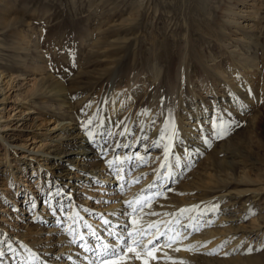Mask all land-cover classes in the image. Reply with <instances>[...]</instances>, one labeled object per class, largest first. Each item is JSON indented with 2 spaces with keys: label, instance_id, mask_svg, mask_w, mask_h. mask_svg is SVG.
<instances>
[{
  "label": "bare ground",
  "instance_id": "1",
  "mask_svg": "<svg viewBox=\"0 0 264 264\" xmlns=\"http://www.w3.org/2000/svg\"><path fill=\"white\" fill-rule=\"evenodd\" d=\"M209 1L210 0H196V5L193 7V9L190 8L189 4L177 8L178 10L186 13L183 17L184 20L176 23L175 28L170 30L169 37H163L159 39V33L157 34L155 30L150 31V33L152 34L151 40L153 48L156 46V43L158 45H163V50L161 52L157 48L158 52L156 51V49H152L151 51L144 52L143 55H140V51L137 46L135 48L126 49L127 40L123 41L119 39H113L112 42H114L113 45L115 46L112 53L114 54V57L109 62H107L109 64L108 66L102 67L101 69L96 71L97 80H94L93 76L91 75V79L89 81L77 83L76 85L73 84V82H70L72 83V86L67 87L65 85V82H61L57 79L53 80L50 73H45L40 79L37 80L35 89H30V91L22 96V100L26 99L27 101L28 98L29 100H31V102H27V104H25V107L28 110H35L40 106L37 100L39 98L41 99V97L43 96L48 97L51 100L56 96H61L62 99H67L69 98V96L76 93L81 94V97L79 98L80 102L70 103L63 109L61 108L62 111L57 112V116L55 115L57 117L55 118V122H57L58 120L68 119L70 121L67 126H71L66 127V125H61L59 126V128L55 129V132L57 131L55 142H60L63 137L67 136L68 128H73L74 124H77L78 126V116L75 115L80 110L81 115L87 113V116H89L90 118L95 114L98 121L100 119L101 123L103 124L115 123L119 121L118 118L122 113H126L125 117H128V121L131 122L132 126L129 128L127 132L128 134L124 132V134L121 135V139L118 138V132L114 140L110 138V136H105L104 133L103 135L101 133H98V136L95 137L89 134L84 136L80 135L78 137L79 139L75 140L76 142H72L74 144H77V147L79 148V151L76 153V157H78V159H76V163L72 164V160L69 155L74 153H72L71 150H67L65 152L64 157H67L65 163L71 160V168L75 169L73 170V173L70 177H66V179H70L63 181V185H70L71 183V185L66 189L65 193L59 192L58 188L56 189V184L62 183L60 182V179L63 177V175L57 174L58 172L52 170H47V166L49 164V162H47L48 159L51 158L54 159V162H57L60 157H49L46 150L41 151V154H39V156H42L43 161L41 163L37 162V170L33 172V174L36 173V175L34 176L35 179H33L31 182L36 180L39 175L43 173V177L47 175L48 184H51V188H49L47 191L46 189L44 190V188H42L41 192L36 194L31 191V188V192L29 193L30 196H28L27 193V199H24V203L27 202L29 204L27 205V207H30V203H32L31 200L33 199V202L35 203L39 201L40 207V203L41 201H43L41 203V208L37 212L35 218H37L36 222H38V220H42L47 225H50V222L55 224L54 227H50L51 229H47L49 233L50 231L55 229L59 221L62 223H70L69 227L67 229V232H65L66 235H59L56 238H49L46 236V241H41V238L35 235L37 234L36 232L38 230L42 229H37V227L40 226L38 223H31L28 227H26L25 224H20L19 229L14 230L13 232L15 237H12V235L9 233L12 226L10 228H7L8 225L0 223V256L2 254H7L8 252H14L15 254V257H13L12 260H4L0 257V264H15L18 262L20 264H89V262L94 260L95 257L93 256L92 252L86 251L83 245L87 244L93 249H96L97 240L95 236L91 235V230L96 231L103 242L115 244L116 240L114 237L108 236V230L119 232L121 230V225H123L129 219V217L120 215V213L125 210H127L128 212L132 211V209L127 208L126 204L124 203L126 201L125 199L128 196H123L122 202H120V200L118 199L110 202L108 201L109 199H114L116 197L114 193L118 192L116 191V188H113L114 186L111 185L110 180L108 179L116 178L117 183L123 184V181L117 179L118 174H121L123 176L126 175V171H121L123 165H125L124 168L127 169V171L130 170L135 173V176L132 178L128 177V174L130 173H127L126 177V179L130 180V182L129 185H126L124 187L128 188L129 191H135L134 195H132V198L130 197L129 200H135L138 194H142L144 197L151 198V205V203H155L152 201L156 199V197H158L159 195L161 196V194L165 192L163 191L157 193L160 187L163 185L165 187L167 186V184H170L173 180L176 179L175 171L173 169L174 166L178 167L182 163L180 159L182 153L184 156L194 155L200 152L202 153L205 146H207V148H212V150H214L218 154L224 152L222 148H216V145H214V143L210 145L208 143L209 140H206L208 142L203 141L202 143H191L192 140L191 137H189V132H185L181 129V127L184 125L182 123V120L185 118L187 124H189L191 127V131H194L199 127L201 128V123L205 120H208L209 115H219L220 118H223L224 115L230 112L244 114L246 113V111H248V107L252 105V103H254L255 105L256 101H258L260 97L264 98V89L260 90L257 88V86L252 84L255 80V74L251 72L253 71V69H255V67L258 66V63L256 61H253V57L256 54L254 50H261L262 55L264 56V32L261 34L255 31H252L250 33L243 32L245 39L242 45L239 46H243V48L247 52L246 53L243 50L246 55L249 54L248 52L252 50L249 55L242 57V59H237L236 56L235 58L232 57L230 59L229 67H227L226 65H218V67H215L214 65L212 67H207L204 69L205 71L211 69L210 72L208 71L209 73H203H211V78L220 80L222 82V84L219 83L222 85L221 88L217 90L215 89L216 91H214V94L209 100L210 102H206L205 99L207 97H203L194 91L192 77L190 76V74L194 72L193 65L189 60L190 51L192 49V47L190 46V40L193 37V31L190 29V23L195 22L196 19L203 16L206 20V22H203V24H205L209 22V19H217L218 12L225 15L226 13L228 14L232 11L231 7L224 5L221 6L218 11L213 8L211 9L208 5ZM9 2L10 0H0V4L4 5V7L8 6ZM152 2L153 0H150V7L152 8L153 12L156 10L154 9V5L152 4ZM136 5L138 6V4ZM136 5H133L131 7L133 11H131L130 14L128 13L129 15H127V13L123 14L125 16L124 23L125 25H127L126 31L129 35L133 34L134 30L140 25V20L137 16V11L140 7L137 8L135 7ZM251 16L252 18L257 17L256 12ZM252 22L253 19H250L249 21H247V23L243 24V30L258 27V22H253V24ZM198 24L200 25V21H198ZM0 25H2L0 26V44H2L4 42L1 36L5 35V30L7 29L5 28L6 25L3 21L0 22ZM218 28L226 29L225 25L222 22L219 23ZM211 32L212 30H208V34H211ZM195 33L199 36L201 34H199V32ZM155 38H157V40H155ZM100 45L104 47L106 45V40H103V43H101ZM211 45L209 49L212 53L213 48L211 47ZM24 49L28 50V47L22 45H20V47H15V51L17 52L18 56H22L21 52L18 51ZM124 49H126L127 51H124ZM232 55L234 54L232 53ZM100 56L109 57V54L102 53L100 54ZM2 57L0 55V60L2 59ZM142 57H144L146 60H143ZM198 57L199 60H202V58L200 59V56ZM7 65L8 64L2 63L0 61V68H9V65ZM142 66H145L146 68L144 74L140 76L141 71L138 70V68ZM14 68H10V70L14 71ZM20 71V68H15V72H17L18 75L24 73ZM229 72L231 73L230 79L225 77V74H228ZM206 77L207 76L203 77L204 80L206 79ZM203 78H199V80H203ZM71 80H73V78ZM146 81H149V92L146 96H144L141 94L142 91L144 90L145 92V89L147 88L145 86ZM7 83H9V81H7ZM198 83L200 82L198 81ZM206 85H210V83H207ZM201 87L205 91L213 89V87L207 88V86H205L204 84H202ZM94 92L96 93V95L93 94ZM218 93L219 96L215 95ZM197 96L199 98H195L194 100V97ZM186 97L192 98H190L189 100H185ZM3 101L4 88H2V85L0 83V102ZM187 105H190L192 107L193 112H184L183 109H181V107H187ZM27 109L23 108L22 111ZM150 113H152L151 120H155L152 125H150L148 120H146L145 118L146 116H149ZM258 115L264 118V110L262 112H259ZM3 116V109H0V119ZM256 116L257 115H255L250 120L249 124L246 127L247 134L250 135L251 139L256 144H258V141H260L259 136L261 135L260 119L263 118H260L258 122H255L254 118H256ZM158 117L159 119H157ZM162 118H164L167 125L165 128L163 127V125H158L159 121L162 120ZM166 131L171 132L168 141H166L167 139L164 140L163 138ZM130 134L134 136H132V139H129L128 137V135ZM200 136H204L202 132H200ZM9 138L10 136L0 134V144L3 148H0V197L4 196L5 198L3 200L7 201V203H10L11 201L8 200L11 199L13 205L16 206L18 201H16L17 195L15 188L17 189V186L19 188L20 182H22V185H26L28 186V188H30L29 183H31V178L28 177L27 180L23 178H25L29 172L28 166H31L34 163V160H32V158L36 160L38 157L32 156L29 160H23L22 157L18 156V154L21 153L22 155H24V153L22 152L23 150H26L25 144L27 142V138L19 143H17L19 140L16 141L13 136L11 138V141L9 140ZM140 142L143 144L141 147L143 149L148 146L154 149L159 147L158 151L161 152V157L158 159L157 163L151 170V174L144 175V177H142V175L144 174V170L142 168H138L141 161L138 160V165L135 166V168L132 170L131 166L128 165L133 146H135V144L138 145ZM157 142H159V146H157ZM166 145L170 147V152L167 156V159H165L164 156V147ZM126 146L127 150L124 152L123 149ZM2 151L4 152L2 153ZM18 151L19 153H17ZM27 152L32 153L33 150L27 149ZM243 152H245V154L242 156L245 159L239 158V156H237L236 154V156L231 154L229 158L237 159L242 166L251 165L254 167V170H256L257 172L254 173V179H249V181H264V166H262L258 162L254 163V156L251 157V153L249 151L243 150ZM137 153L141 155L140 152ZM11 154L16 155L15 157H13V159L9 158L10 160H8V157ZM253 154L256 155L258 153H255L253 151ZM259 154L261 153L259 152ZM117 157H119V161L114 162L113 166L110 168L107 162L109 160L116 161ZM259 160H261L264 165V155L262 159L260 158ZM13 161H18V163L12 164ZM211 162L213 170L215 172H218L219 169H221V166L217 165L216 161L211 160ZM230 164L232 165L234 163L231 161ZM42 166H44V168H42ZM116 166L119 167L116 168ZM162 169L165 170L164 174L162 173ZM247 174L249 173H247L245 170H242L240 180H245V178L249 176ZM100 177H102V180L99 179ZM136 178H141V181L136 182V186H133L135 183H133L132 181H134ZM28 179L29 183L25 184ZM90 185H93V188H100L102 186L104 187V185L106 187L107 185L108 188L106 189L110 191L109 195L105 197L106 202L103 205L99 206L100 208L96 207L95 203L97 202V200H95L90 206L92 208L89 207L86 209V201L88 197L92 195L96 197V194H98V192L93 193L90 191ZM12 186L14 187L12 188ZM81 187L83 188L82 191L79 190V188ZM25 190L26 189L23 190L24 195ZM141 190H143V193L141 192ZM259 191L260 189L254 191L244 189L242 191L240 190L239 192H234V197L232 196L230 191H226L224 193L217 191L218 194L214 196L205 194L204 197L196 200H189V198L186 197L179 200L181 204H178L177 202L172 203L170 200H168L170 198L165 199V197L163 196L158 201L160 202V204H162V206L160 205V208L156 211L153 209L148 210L150 209L149 206L142 207V209H139V211H137L136 216L139 218L143 212L145 213V215H143L142 217V221H140V223L144 227H147L148 223L153 221L172 222L168 225V227H170L172 231H169L167 235L161 237L160 246L153 253L155 256H157V259L155 261H151L149 259L150 261L148 260V264H177V261L179 259L184 261L185 263L190 261L189 259L191 258L187 256L188 254L182 251L184 246L182 238L184 235L187 237V242H189L191 249L196 250L194 252L195 256L199 253L206 255L207 257L211 252H205L203 248L210 247L215 242H218L220 240L219 238H221V241H219L217 245L214 246V249L220 248L218 244L220 245L222 241H227L223 243H227V246L224 247L225 249L228 248V243L237 242L239 237H244L248 240L251 238H256L257 236H259V233L263 234L264 221L258 224H254L251 222L249 223V225H243L239 223L241 222L242 216L238 218L236 217V215V219H233V215L224 216V214H222L224 213L222 212L223 209L233 207L236 202H240L241 204L240 209L238 211H235L239 212L244 208H247L248 204H251V202L260 200L262 194ZM43 195H45L44 198H42ZM69 195H72V197H74L75 201L73 203L68 201ZM56 198L58 199L55 200ZM29 199L31 200L28 201ZM235 199H238V201H236ZM22 203L23 200H20L19 204ZM52 203L55 204V209H50L48 212V216H42L41 213L46 207V204H48V206L50 207ZM213 205H216L218 207L213 209ZM192 206L198 207L193 208ZM181 208H190L191 210L184 213L183 215H180L178 210ZM103 210H106V213L101 215L100 212ZM84 211L86 212L85 216L87 215V217L81 216L84 215ZM196 211L198 212L196 213ZM146 213H158L159 215H146ZM165 213H168L169 215H165ZM172 213H176L177 215L173 216L171 215ZM226 214H229V212ZM218 217L220 218L219 222L221 223H215L214 225L213 223L218 220ZM200 218L201 221L203 220V222H200ZM224 218L234 220V222L232 224H227L224 222ZM102 219H108L110 221V224L104 225L102 223L103 229H101L100 231V228H97L98 225L95 222L99 220H101L102 222ZM176 219H179V224L175 223ZM85 224L91 225V230L85 227ZM80 230L81 233L79 232ZM160 230L162 232L165 231V226L163 224L160 225ZM154 231L155 230H153V232ZM175 233H179V236H175ZM33 234L34 236H32ZM76 237H83V239H80L81 242L78 244V246H76V243L73 242L75 241ZM169 237H173V239L175 240V242L172 243L171 248L163 246L165 243L170 242ZM150 238L151 236H148L145 239V242H147V239ZM212 238H214V241L212 240ZM176 249H179V251H177ZM191 249L189 250L192 251ZM67 250H70V252H66ZM16 257L18 258L16 262L11 263V261H13ZM168 257H170L171 259H169ZM224 260L228 261L230 259L226 258ZM129 262H126V264H129ZM138 262L140 263V260H136L135 264H138ZM216 263H218V261ZM237 263L239 262L237 261Z\"/></svg>",
  "mask_w": 264,
  "mask_h": 264
},
{
  "label": "rangeland",
  "instance_id": "2",
  "mask_svg": "<svg viewBox=\"0 0 264 264\" xmlns=\"http://www.w3.org/2000/svg\"><path fill=\"white\" fill-rule=\"evenodd\" d=\"M195 1L196 0H153L152 4L156 10L153 12L150 7V0H10L8 6L6 7L0 4V22L3 21L6 25L5 28L7 29L5 30V35L1 36L4 43L0 44V55L1 57L3 56L0 61L9 65H7L9 68H0V83L2 88H4V101L0 102V109H3L4 115L0 119V134L10 136V141L13 136L16 141L19 140L17 143L22 142L25 138H27V142L25 144L26 150H23L22 152L24 155L18 151V156L22 157L23 160H29L32 156L38 157L36 160L32 158L34 163L31 166H28L29 172L23 179L27 180L29 177L31 178L30 182L35 179L34 176L36 173L33 174V172L37 170V162L41 163L43 161L42 156H39V154H41V151L46 150L49 157H60L57 162H54V159L49 158L47 161L49 162L47 170H52L58 172L57 174L63 175L60 179V182L62 183L56 184V189L58 188L59 192L65 193L71 183L70 185H63V181L70 179H66V177H70L73 170H75L74 168H71L72 166L70 161L72 160L73 164L76 163V159H78V157H76V153L79 151V148L77 147V144L72 142H76L75 140L79 139L78 137L80 135L84 136L89 134L95 137L98 136V133H101L102 135L104 133L105 136H110V138L114 140L118 132V138L121 139V133H127L129 128L132 126L131 122L128 121V117H125L126 113H122L118 118L119 121L115 123L103 124L100 119V122L98 121L94 113L93 114L95 116L92 115L90 118L87 116V113L81 115L80 110L75 115L78 116V126L77 124H74L73 128H68L67 136L63 137L60 142H55L57 137V131L55 132V129L59 128L61 125L71 127L69 125L67 126L70 121L68 119L58 120L55 122L57 112H61L62 109L70 103L80 102L79 98L81 97V94L76 93L69 96L67 99H62L61 96H56V99L53 98L51 100L50 98L43 96L41 99L39 98L37 100L40 105L38 108L35 110H28L25 107V104H27V102H31V100H29V98L27 101L26 99L22 100V96L30 91V89H35L37 80L45 73H50L53 80L57 79L61 82H65L67 87L72 86V83L70 82H73V84L76 85L77 83L89 81L91 79V75L94 80H97L96 71L102 67L108 66L109 64L107 62L114 57V54L112 53L115 46L113 45L114 42H112L113 39L123 41L127 40L126 49L135 48L137 46L140 51V55H143L144 52H149L152 49H156L157 52L158 50L161 52L163 50V45H158L156 43V46L153 48L151 40L152 34L150 31L155 30L157 34L159 33V39L169 37L170 30L175 28L176 23L184 20L183 17L186 13L178 10L177 8L189 4L190 8L193 9L196 5ZM136 4H138V6ZM133 5H136L135 7L137 8L140 7L139 10L141 11L137 9V16L140 20V25L134 30L133 34L129 35L126 31L127 25L124 23L125 16L123 14L127 13V15H129L131 11H133L131 8ZM208 5L211 9L213 8L216 11L224 5L231 7L232 11L228 14L226 13L225 15L218 12L217 19H209V22L205 24H203V22H206L203 16L196 19L195 22L190 23V29L193 31V37L190 40V46L192 49L190 51L189 60L194 68V72H192L190 76L192 77L194 91L203 97H207L205 99L206 102H210L209 100L214 94V91L221 88L222 82L211 78V73L204 74L206 72L209 73L211 69L206 71L204 69L214 65L215 67H218V65H226L229 67L230 59L232 57L235 58L236 56L237 59H242V57L249 55L252 50L246 55L247 52L243 46H239L242 45L245 39L243 32L250 33L255 31L259 34L264 32V0H210ZM255 12L257 17L252 18L251 15ZM250 19H253V22H258V27L243 30V24L247 23ZM198 21H200V25L198 24ZM221 22L225 25L226 29L218 28L219 23ZM208 30H212L211 34H208ZM160 31H163L162 34ZM195 32H199V34L201 33L200 36ZM103 40H106V45L104 47L100 45L103 43ZM155 40H157V38H155ZM20 45L28 47V50L24 49L18 51L21 52L22 56H18L15 51V47H20ZM210 45L213 48L212 53L209 49ZM126 49H124V51H127ZM254 52L256 54L253 57V61H256L258 66L251 71L255 74V80L252 84L257 86L258 89L263 90L264 56L259 49L254 50ZM102 53L109 54V57L100 56ZM232 53L234 55H232ZM198 56H200V59L202 58V60H199ZM142 59L146 60L144 57H142ZM14 67L20 68V72L24 73L18 75V73L15 72ZM10 68H14V71H11ZM145 68V66L138 68V70L141 71L140 76L144 74ZM228 74L226 73L225 77L230 79L231 73L229 76ZM204 76H207L205 79L206 81L203 78ZM72 78L74 81L71 80ZM199 78H203L204 81L199 80ZM7 81H9V83H7ZM198 81L200 83H198ZM207 83H210V85H206ZM148 84L149 81H146L145 86L147 88L145 87V92L143 90L141 95L146 96L149 92ZM202 84L207 86V88L213 87V89L205 91L201 87ZM95 92L93 94L96 95ZM215 95L219 96V93ZM190 98L186 97L185 100H189ZM195 98L197 99L199 97H194V100ZM23 108L27 110L22 111ZM181 109H183L184 112L192 111V107L190 105H187V107H181ZM263 110L264 98L260 97L259 100L256 101L255 105L252 103V105L248 107V111H246V113L238 114L230 112L224 115L223 118H220L219 115H209L208 120L201 123V128L199 127L194 131H191L190 125L187 124V121L184 118L182 120L184 125L181 129L185 132H189V137H191L192 140L191 143H202L203 141L205 142L206 140H209L210 145L214 143L216 148H222L226 153L222 152L218 154L212 150V148H207V146H205L202 153L200 152L187 156H184L182 153L180 156L182 163L178 167L174 166L173 169L175 171L176 179L170 184H167V186L164 187L163 185L160 187L157 193L163 191L165 192L152 201L155 203H151L150 209L148 210L153 209L156 211L159 209L162 204L158 201L163 196L165 199L170 198L168 200L172 203L177 202L178 204H181L179 200L186 197H188L189 200H196L204 197L205 194L214 196L218 194L217 191L221 193L230 191L234 197V192H239L240 190L249 189L254 191L260 189L259 192L262 194L260 200L251 202V204H248L247 208H244L239 212L235 211L240 209L241 204L240 202H236L233 207L223 209L222 212L224 213L222 214H224V216L233 215V219L242 216L241 222L239 223L243 225H249L251 222L254 224L262 223L264 221V181H249V179H254V173L257 172L254 170V167L251 165H246L247 167L242 166L237 159L229 157L231 154H236L239 158L245 159L242 156L245 154L243 150H247L251 153V157L254 156V163L258 162L264 166L262 161L259 160L260 158L262 159L264 155V118L258 115V113ZM151 114L152 113L145 117L150 125H152L155 121L154 119L151 120ZM255 115H257L256 118H254L255 122H258L260 118H263L260 119L261 135L259 136L260 141H258V144H256L251 139L250 135L247 134L246 127ZM157 119H159V117ZM220 122H224L227 126V134L217 138L214 133L219 131V129L214 128L213 125H219ZM158 125H163L164 128L167 126L164 118L159 121ZM200 132L203 133V137L200 136ZM170 134V131H166L163 137L164 140L167 139L166 141H168ZM132 136L133 135L131 134L128 135L129 139L134 137ZM142 145L143 144L140 142L138 145L135 144V146H133L128 165L131 166V170L138 165L136 153L140 152L141 156L144 158V162H140L138 168H142L144 170V174L142 175V177H144V175L151 174V170L161 157V152L158 151L159 147L154 149L148 146L143 149L141 148ZM0 148H2L1 144ZM27 149H32L33 152H27ZM67 150H71L74 154H70L69 156L71 160L65 163L67 157H64V155ZM126 150L127 146L123 149V151L125 152ZM253 151L258 154H253ZM3 152L4 151H2V153ZM259 152L261 154H259ZM16 154H11L8 157V160H10L9 158L13 159ZM211 160L216 161L217 165L221 166V169L218 171L219 173L216 171L218 174L213 170ZM231 161L234 164L231 165ZM15 163H18V161L12 162V164ZM124 166L125 165L122 166V171H126V175L124 176L123 184L126 186L129 185L130 182V180L126 179L127 173H130L128 174L129 178L134 177L135 173L130 170L127 171ZM118 167L119 166H116V168ZM42 168H44V166H42ZM242 170L249 173L247 175L250 177L247 176L245 180H240ZM164 172L165 170L162 169L163 174ZM99 179L102 180V177ZM108 180H110L111 185L114 186L113 188H116V191H118L117 193H114L116 197L114 199H109V202L114 201L115 199L122 202L123 196H128L125 199L127 201L132 195H134L135 191H129L128 188H125L124 186L123 189H121V184L117 183L116 178H110ZM139 181H141V178H139ZM21 183L22 182H20L19 188L18 186L17 189L15 188L17 195L16 201H18L16 206L13 205L11 199L8 200L11 202L7 203V201L3 200L5 198L4 196L0 197V223L8 225L7 228L12 226L9 231L12 237H15L13 232L14 230L19 229L20 224H25L26 227H28L31 223H38L40 226H38L37 229L42 228L36 232L37 234L34 233L36 236L41 238V241H46L47 237L56 238L59 235H66L65 232H67L70 223H62L59 221L55 229L49 233L47 229H51L50 227H54L55 224L50 222V225H47L42 220H38V222H36L37 218H35V216L41 208V203L43 201H41L40 207L39 201L35 203L33 202V199L28 200L32 201V203H30V207H27V205H29L27 202L24 203L27 199V193L28 196H30L29 193L31 191L36 194L40 193L42 188H44V190L46 189V191L51 188V184H48L47 175L43 177V173H41V175H39V177L31 183H29L28 179L25 184L29 183L30 188L26 185H22ZM136 184L137 183L133 186H136ZM13 187L14 186H12V188ZM106 188H108L107 185L106 187L104 185V187L102 186L100 188H93V185H90V191L93 193L98 192V194H96V197L93 195L88 197L86 201V209L89 208L95 200H97L95 203L97 208H100L99 206L106 202L105 197L109 195L110 192ZM24 189H26L25 195L23 191ZM79 190L82 191L83 188L81 187ZM44 197L45 195L42 196V198ZM57 199L58 198L55 200ZM20 200H23L22 204H19ZM235 200L238 201V199ZM68 201L73 203L75 201L74 197L69 195ZM50 209H55L54 203H52L50 207L46 204V207L41 213L42 216H48ZM197 212L198 211H196V213ZM228 212L229 214H226ZM104 213H106V210L100 212L101 215ZM85 214L86 212L84 211V215L81 216L87 217ZM217 219L218 220L213 223L214 225L215 223H221L219 222L220 218L218 217ZM199 220L200 222H203V220L201 221V218ZM224 222L232 224L234 220L224 218ZM95 223L98 225L97 228H100L101 231V229H103L101 220L96 221ZM79 232L81 233V230ZM34 234L32 236H34ZM258 235L259 236L256 238L248 240L244 237H239L237 242L228 243V248L225 249L224 247L227 246V243H223L227 241H222L220 245L218 244L220 248H218L214 254L207 256L208 258L206 255L199 253L195 256L194 252L196 250L191 249L189 242H187V237L184 235L182 238V241L184 242L182 251L187 253V256L193 259H189L192 264H215L217 261L218 263L216 264H236L237 261L239 262L237 264H264V233H259ZM213 239L214 238H212V240ZM219 239V241H221V238ZM80 242V237H76V246H78ZM218 242H215L210 247H204V251L212 252L214 246L217 245ZM250 246L253 248L252 252L247 251ZM186 249H191L192 251H188ZM256 249L260 250L257 251ZM66 252H70V250H67ZM0 257L4 260H12V258L15 257V254L14 252H8L7 254H2ZM223 258L230 260L226 261ZM17 259L18 258L16 257L13 261H11V263H15ZM144 259H150L152 261V259L147 255L144 256ZM135 261L136 260H131L129 264H135ZM190 261H188L189 263H185L179 259L177 264H191ZM15 264L20 263L18 262ZM138 264H142V261L140 260V263L138 262Z\"/></svg>",
  "mask_w": 264,
  "mask_h": 264
},
{
  "label": "snow or ice",
  "instance_id": "3",
  "mask_svg": "<svg viewBox=\"0 0 264 264\" xmlns=\"http://www.w3.org/2000/svg\"><path fill=\"white\" fill-rule=\"evenodd\" d=\"M145 114H146V111H145ZM213 127L219 129V131L214 133L217 136V138H220L223 135L227 134V126L225 125L224 122H220L219 125L214 124ZM123 134L124 133L122 132L121 135ZM157 146H159V142H157ZM169 152H170V147L166 145L164 147L165 159H167ZM136 159L141 162H144L143 156H141L139 153L136 154ZM118 161H119V157L116 158V161L109 160L107 163L109 167L111 168L114 162H118ZM117 179L120 181H123L124 176L121 174H118ZM138 181H139V178H136L132 182L136 183ZM123 186L124 185L121 184V189H123ZM141 192L143 193V190H141ZM150 199L151 198L149 197H144L142 194H138L135 200H127L124 202L127 208H131L132 211L128 212L127 210H125L121 212L120 215L129 217V219L127 220V222L121 225V230L119 232L108 230V233H107L109 237L115 238L116 240L115 244L103 242V240L96 233V231L91 230V225L85 224V227L91 230V235L95 236L97 240L96 249H93L87 244L83 245L85 250L88 252H92L93 256L95 257V259L90 261L89 264H126V262H129L131 260H141L142 264H148V260L144 259L145 255L150 257L152 260L157 259V257L153 253L159 248L161 237L167 235L169 231H172V229L168 227V225L172 222L153 221V222L148 223L147 227H144L140 223V221H142L143 215L145 214L142 213L141 216L138 218L136 216V213L138 209H142V207L144 206L150 207ZM192 207L196 208L198 206H192ZM217 207L218 206L213 205V209ZM190 210H191L190 208H181L178 210V212L180 215H183L184 213ZM146 215H159V214L158 213H146ZM165 215H169V214L165 213ZM171 215L176 216L177 214L172 213ZM102 223L104 225H109L110 221L108 219H102ZM175 223L179 224L180 223L179 219H176ZM161 224L165 226V231L163 232L160 230ZM184 227H187V226H184ZM153 230L155 231L153 232ZM174 235L179 236V233H175ZM148 236H151V238L147 239V242H145V239ZM80 239H83V237H80ZM169 241L170 242L165 243L163 246L171 248L172 243H174L175 240L173 239V237H169ZM176 250L179 251V249H176ZM256 250L258 251L260 249H256ZM216 251L217 249H213L212 252L209 254H214ZM247 251L252 252L253 248L250 246L247 249ZM168 258L171 259L170 257Z\"/></svg>",
  "mask_w": 264,
  "mask_h": 264
}]
</instances>
